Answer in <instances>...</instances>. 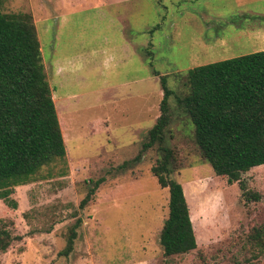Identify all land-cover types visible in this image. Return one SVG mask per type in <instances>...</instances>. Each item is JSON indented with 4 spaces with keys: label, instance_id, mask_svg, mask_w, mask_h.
<instances>
[{
    "label": "rangeland",
    "instance_id": "rangeland-1",
    "mask_svg": "<svg viewBox=\"0 0 264 264\" xmlns=\"http://www.w3.org/2000/svg\"><path fill=\"white\" fill-rule=\"evenodd\" d=\"M0 5L8 14L33 15L67 142L64 159L0 196V229L13 237L0 264H264V246L248 238L264 224V164L243 174L246 191L229 183L203 156L192 124L174 116L167 142L183 167L173 177L183 185L198 245L166 256L160 234L170 193L152 172L159 152L136 157L161 113V75L177 87L176 72L264 50V41L241 39L232 29L222 41L220 0Z\"/></svg>",
    "mask_w": 264,
    "mask_h": 264
},
{
    "label": "trees",
    "instance_id": "trees-1",
    "mask_svg": "<svg viewBox=\"0 0 264 264\" xmlns=\"http://www.w3.org/2000/svg\"><path fill=\"white\" fill-rule=\"evenodd\" d=\"M1 2V0H0ZM159 75V72H155ZM177 87L161 75V113L136 156L151 148L159 156L152 167L161 187L169 188V213L160 241L166 256L197 248V238L183 185L173 175L183 167L179 152L167 142L174 116L185 117L205 159L217 175L238 182L264 164V50L189 68L173 74ZM66 156V146L46 73L43 51L30 12L5 13L0 5V196L31 182L44 165ZM97 181L81 201L94 195ZM256 200L260 194L247 192ZM79 218L77 223L79 224ZM75 230L62 251L73 250ZM264 246V224L248 235ZM13 237L0 229V250Z\"/></svg>",
    "mask_w": 264,
    "mask_h": 264
},
{
    "label": "crops",
    "instance_id": "crops-1",
    "mask_svg": "<svg viewBox=\"0 0 264 264\" xmlns=\"http://www.w3.org/2000/svg\"><path fill=\"white\" fill-rule=\"evenodd\" d=\"M263 3L264 0H220V29L225 28L220 30V39L227 40L224 34L232 29L239 37L247 35L244 38L264 41Z\"/></svg>",
    "mask_w": 264,
    "mask_h": 264
},
{
    "label": "bare ground",
    "instance_id": "bare-ground-1",
    "mask_svg": "<svg viewBox=\"0 0 264 264\" xmlns=\"http://www.w3.org/2000/svg\"><path fill=\"white\" fill-rule=\"evenodd\" d=\"M59 120H60V118H59ZM66 143H67V142H66ZM66 143H65V144H66ZM191 217H192V216H191Z\"/></svg>",
    "mask_w": 264,
    "mask_h": 264
}]
</instances>
